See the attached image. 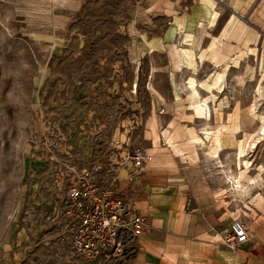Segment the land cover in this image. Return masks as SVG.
<instances>
[{"label": "rangeland", "instance_id": "obj_1", "mask_svg": "<svg viewBox=\"0 0 264 264\" xmlns=\"http://www.w3.org/2000/svg\"><path fill=\"white\" fill-rule=\"evenodd\" d=\"M253 2L0 0V264H95L61 234L67 187L84 170L102 186L119 184L128 167L139 170L132 155L138 147L148 152L143 131L154 99H192L191 77L212 110L199 122L208 172L238 199L257 188L232 180L241 171L238 147L260 133L261 122H244L217 153L206 138L237 124L253 103L264 115V35L243 19ZM246 37L250 49L236 65L233 52ZM201 51L228 53L223 92L208 85L226 63L194 58ZM180 60L189 63L180 69ZM247 158L249 173L264 178V136ZM134 247L98 264H131Z\"/></svg>", "mask_w": 264, "mask_h": 264}, {"label": "crops", "instance_id": "obj_2", "mask_svg": "<svg viewBox=\"0 0 264 264\" xmlns=\"http://www.w3.org/2000/svg\"><path fill=\"white\" fill-rule=\"evenodd\" d=\"M213 16L212 22H215V12ZM243 17L247 27L264 35V0H254ZM179 23L174 24L181 26L180 29L186 26ZM243 45L233 52L236 65L250 49L248 37ZM179 53L187 54L188 58L192 55L191 52ZM228 56L222 51L214 55L201 51L196 52L194 58L213 57L212 63L224 65ZM184 62L189 63V60H180V69L188 65ZM228 66L226 63L225 72L217 74H225ZM193 93L195 97L194 90ZM194 97L154 99V110L143 131L148 153L154 157L142 170L128 167L120 177L119 184L129 201L150 225V229L133 242L135 251L131 264H264V178L242 199L215 182L207 170L199 144L200 114L191 108ZM221 106H226V100L221 101ZM249 109L239 112L237 124L228 125L230 128L225 131L232 134L244 122H261ZM260 133L255 137L253 134L251 142ZM236 219L249 227L250 237L231 248L227 239L232 235Z\"/></svg>", "mask_w": 264, "mask_h": 264}, {"label": "built area", "instance_id": "obj_3", "mask_svg": "<svg viewBox=\"0 0 264 264\" xmlns=\"http://www.w3.org/2000/svg\"><path fill=\"white\" fill-rule=\"evenodd\" d=\"M152 158L146 149L138 147L132 163L142 170ZM59 224L72 248L95 264L121 257L139 235L150 229L146 217L133 207L120 184L99 185L86 170L67 187ZM249 237V227L236 219L227 243L236 248Z\"/></svg>", "mask_w": 264, "mask_h": 264}, {"label": "bare ground", "instance_id": "obj_4", "mask_svg": "<svg viewBox=\"0 0 264 264\" xmlns=\"http://www.w3.org/2000/svg\"><path fill=\"white\" fill-rule=\"evenodd\" d=\"M218 12L217 10H215V20H216V17L218 15ZM214 45V44H213ZM246 49V48H245ZM248 49V48H247ZM248 51V50H247ZM242 52V51H241ZM238 61V60H236ZM227 68V67H226ZM229 68V66H228ZM225 72V71H224ZM216 74V73H215ZM224 75L225 74H217L215 76H213V78L210 80L211 84L208 85V87L211 85V89H217L219 91L222 92V90H224V86H225V80H224ZM192 78V77H191ZM197 81L195 79H191L189 81V87L192 88V90H194L195 92V97H194V102L192 104V109L195 110L198 114H200V117L202 118H208L210 119V117L212 116V110H211V107H210V103L208 102V99H205V98H202L199 94V90H198V86H197ZM210 88V87H209ZM214 92V91H213ZM258 94L259 96L261 95V92L258 91ZM213 95V94H212ZM223 100V99H222ZM220 106V105H219ZM222 107V106H220ZM219 107L216 108V113H218L219 115H221V108L218 109ZM223 110V109H222ZM256 104H253L251 105L249 111L250 113H252L254 116H257L258 120L261 121V126H260V132H262V134L260 133V135L258 136L257 139H255L253 142L249 141V137L251 135H249L247 138H246V141L241 143L238 147V151H237V158H238V161L240 163V168H241V171L238 173L239 176L237 177L236 176V180H232V182L234 183V187H246V185L249 183H254V182H258L259 180H262V174L263 172L260 170L258 172H255V173H252L250 174L249 171L250 169H252V163L251 161L247 158V150H254L255 147L257 146V144L262 140L263 136H264V115L262 113H258L256 114ZM226 129H228L226 127ZM208 130V129H207ZM197 133V132H195ZM229 133V132H228ZM226 131H225V128L222 126L221 128L218 127L217 129L215 130H211V132H208L206 134V138H211V140L208 142L210 143L211 142V145L209 146L210 148V152L212 153H217L219 148H221L223 146V144L225 143V145H229L228 143H226L227 141H224L227 137H230L231 134H228ZM199 134V133H198ZM196 136V135H195ZM194 136V137H195ZM193 137V138H194ZM234 138V137H233ZM199 144L200 145H203V146H208L207 145V141L205 140V138L201 135H199ZM236 140V139H235ZM234 140V142H235ZM192 142V141H191ZM232 142V141H231ZM230 143V142H229ZM235 144V143H234ZM238 144V143H237ZM207 148V150L209 149ZM212 155V154H210ZM244 163V164H243ZM263 170V169H262ZM251 172V171H250ZM231 176V175H230ZM229 176V177H230ZM234 177V176H233ZM229 179V178H228ZM231 180V179H230ZM256 182V183H257ZM258 184V183H257ZM249 188V187H248ZM241 190V189H240ZM246 191V190H245Z\"/></svg>", "mask_w": 264, "mask_h": 264}]
</instances>
